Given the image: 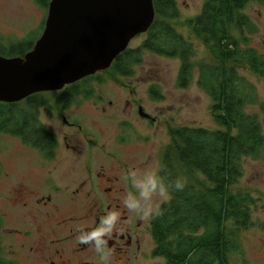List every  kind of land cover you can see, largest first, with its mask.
I'll use <instances>...</instances> for the list:
<instances>
[{"label": "rangeland", "instance_id": "1", "mask_svg": "<svg viewBox=\"0 0 264 264\" xmlns=\"http://www.w3.org/2000/svg\"><path fill=\"white\" fill-rule=\"evenodd\" d=\"M174 1L180 17L173 25L194 45L195 62H213L189 24L201 12L205 0ZM47 14L34 0H0V40L9 45L32 32L34 37L41 35ZM244 14L257 28V33L251 37L252 47L264 56V6L250 2ZM143 39L144 35L138 36L129 48L139 47ZM180 67L178 59L145 53L143 63L135 68L132 78H117L106 71L98 73L101 82L92 80L88 84L94 91L90 100L79 97L72 110L64 114L68 123L77 128L64 126L59 109L61 92L45 93L50 105L41 109L38 117L41 126L57 141L50 160L19 139L0 135V257L3 260L15 264H45L44 259L51 251L60 250L64 260L70 257L69 264H77L71 242L64 239L70 233L63 220L85 210V206L76 207L78 203L72 191L77 188L76 181L87 182L80 166L86 155L85 135L89 128L90 170L103 171L108 181L97 178L91 181V185L96 182L99 188L95 197L97 199L100 189L102 192L110 189L122 207L125 195L134 191L131 181L124 177L134 170L158 168L160 171L163 155L171 143L170 128L221 129L212 117L211 99L196 86V79L186 90L177 88ZM240 74L256 89L257 103L248 107L247 113L257 115L264 133V78L246 69H240ZM153 87L159 89L162 99L151 98ZM140 109L150 119L141 117ZM78 141L84 152L80 156ZM192 183L206 186L202 177L194 174ZM231 191L250 193L257 201L252 208L253 227L236 232L239 250L231 261L233 264H264V231L261 229L264 225V163L245 159L243 175ZM163 202L157 198L154 206L159 208ZM142 218L144 232L139 246L134 245L120 257L112 256V264H165L163 259L152 256L151 217ZM57 240L64 242L62 245L52 243ZM90 261L101 264L99 256Z\"/></svg>", "mask_w": 264, "mask_h": 264}, {"label": "trees", "instance_id": "2", "mask_svg": "<svg viewBox=\"0 0 264 264\" xmlns=\"http://www.w3.org/2000/svg\"><path fill=\"white\" fill-rule=\"evenodd\" d=\"M51 1L34 0L46 12ZM250 2L264 6V0L204 1L201 12L189 24L213 62L196 63L194 45L173 25L180 17L176 1L153 0L156 18L143 42L137 48H128L105 72L117 78H132L145 53L178 59L181 67L177 88L186 90L196 79V86L211 99L212 117L221 128L169 129L171 143L163 155L160 174L166 183L180 179L185 186L182 191L171 189V199L150 218L152 256L165 264H233L231 257L239 250L236 232L253 227L256 199L250 193L231 191L243 175L245 159L264 163L262 126L257 115L247 113L248 107L257 103L256 89L240 74V69H246L264 78V56L251 42L257 28L244 14ZM42 25L41 35L45 22ZM33 33L9 45L0 40V56L25 57L41 37ZM101 79L97 74L65 88L61 101L75 104L79 97H92L94 91L88 84ZM150 95L155 101L162 99L156 87L151 88ZM49 105L45 93L20 103H0V135L17 138L50 160L57 141L41 126L38 117L39 111ZM193 174L202 177L206 186L192 183ZM261 229L264 231V225ZM0 264L15 263L0 257Z\"/></svg>", "mask_w": 264, "mask_h": 264}, {"label": "water", "instance_id": "3", "mask_svg": "<svg viewBox=\"0 0 264 264\" xmlns=\"http://www.w3.org/2000/svg\"><path fill=\"white\" fill-rule=\"evenodd\" d=\"M155 18L153 0H52L34 49L23 58L0 56V103L60 92L109 70Z\"/></svg>", "mask_w": 264, "mask_h": 264}, {"label": "flooded vegetation", "instance_id": "4", "mask_svg": "<svg viewBox=\"0 0 264 264\" xmlns=\"http://www.w3.org/2000/svg\"><path fill=\"white\" fill-rule=\"evenodd\" d=\"M65 90L66 89L60 91L61 96L65 94ZM85 100H90V96ZM74 105L75 104H73L72 102L65 103L63 100L60 102V115L63 118L62 120L64 122V126H67L68 128L76 127L74 124L68 123L67 117L64 116V114L72 110ZM85 136L86 155L84 157L82 165L80 166V170L81 173L85 177H87V182L82 183V181H76V193L74 190L72 191L74 192L72 193L74 201L78 203L76 207H78L79 205L85 206V210L81 212L82 214L80 213L78 215H74L63 220L64 227H66L70 233V235L68 237H65L64 239H68V242H71L73 247L72 253L75 256V259L78 261L77 264H96V262L90 261V258L94 256H99L95 248L90 245L81 244L79 242V236L82 232L92 231L99 224L101 218L105 215L107 211L119 210L121 213V219L117 225V230L113 233L111 237H108L107 240L108 249L111 250V252L113 253L112 256L120 257L121 254H126L128 250L133 248L134 245L139 246V238L143 235L144 232V218H142L141 216L138 217L135 213L123 209V207L118 204L117 199H115L116 195H111L110 189L106 190L105 188L103 192L100 189V194L97 196L96 199L95 191L96 188H99L98 186H95V184H97L96 182H94V184L92 183L91 185V181H96V178L100 181H108L104 179L105 173L103 171L94 173L90 170V128ZM64 140L67 141V137H65ZM68 145L67 148L69 147ZM77 145L79 150L78 155L80 156L82 153H84L83 150L80 149L82 143L78 141ZM77 224H79V227H77ZM63 242V240H57L52 243L62 245ZM55 259L57 260V262H55ZM70 261H72L70 257L69 260L63 259L62 255H60V250H55L54 252L51 251L48 257L44 259L45 264H69Z\"/></svg>", "mask_w": 264, "mask_h": 264}, {"label": "clouds", "instance_id": "5", "mask_svg": "<svg viewBox=\"0 0 264 264\" xmlns=\"http://www.w3.org/2000/svg\"><path fill=\"white\" fill-rule=\"evenodd\" d=\"M125 180L131 181L134 191L128 192L123 201V207L141 217H151L159 214V209L154 206V201H168L172 197L171 189L182 191L184 182L180 179L166 183L165 177L158 168L147 170H134L129 172ZM121 213L119 210H109L101 218L99 224L90 232H82L79 236L81 244L90 245L99 254L101 264H112L111 250L108 249V237L117 230Z\"/></svg>", "mask_w": 264, "mask_h": 264}]
</instances>
